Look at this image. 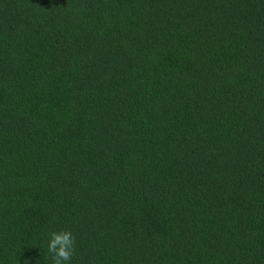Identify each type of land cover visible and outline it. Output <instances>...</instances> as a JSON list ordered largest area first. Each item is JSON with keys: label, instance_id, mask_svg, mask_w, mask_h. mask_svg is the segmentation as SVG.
Masks as SVG:
<instances>
[{"label": "trees", "instance_id": "1", "mask_svg": "<svg viewBox=\"0 0 264 264\" xmlns=\"http://www.w3.org/2000/svg\"><path fill=\"white\" fill-rule=\"evenodd\" d=\"M264 264V0H0V264Z\"/></svg>", "mask_w": 264, "mask_h": 264}, {"label": "clouds", "instance_id": "2", "mask_svg": "<svg viewBox=\"0 0 264 264\" xmlns=\"http://www.w3.org/2000/svg\"><path fill=\"white\" fill-rule=\"evenodd\" d=\"M76 250V237L71 231H52L47 241L51 264H70Z\"/></svg>", "mask_w": 264, "mask_h": 264}]
</instances>
